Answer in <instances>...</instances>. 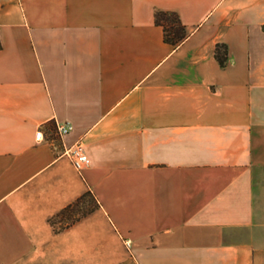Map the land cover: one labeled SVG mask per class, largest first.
<instances>
[{"label": "crops", "instance_id": "crops-1", "mask_svg": "<svg viewBox=\"0 0 264 264\" xmlns=\"http://www.w3.org/2000/svg\"><path fill=\"white\" fill-rule=\"evenodd\" d=\"M0 264H264V0H0Z\"/></svg>", "mask_w": 264, "mask_h": 264}, {"label": "trees", "instance_id": "trees-1", "mask_svg": "<svg viewBox=\"0 0 264 264\" xmlns=\"http://www.w3.org/2000/svg\"><path fill=\"white\" fill-rule=\"evenodd\" d=\"M157 24L162 25L165 32V40L175 46H178L188 36L186 26L182 23L176 12L158 11L155 15ZM216 56L221 65H225L228 60L227 47L219 44L216 49Z\"/></svg>", "mask_w": 264, "mask_h": 264}, {"label": "built area", "instance_id": "built-area-1", "mask_svg": "<svg viewBox=\"0 0 264 264\" xmlns=\"http://www.w3.org/2000/svg\"><path fill=\"white\" fill-rule=\"evenodd\" d=\"M57 129H58V134L62 136V135L69 133L73 129V126L69 123L60 124V125H58ZM36 137L38 140L44 139L42 129H39L37 131ZM65 153L71 158L75 167L79 171L83 170L90 163V159H89V156L87 154L83 140H79L78 142H76L72 146L65 148Z\"/></svg>", "mask_w": 264, "mask_h": 264}, {"label": "rangeland", "instance_id": "rangeland-1", "mask_svg": "<svg viewBox=\"0 0 264 264\" xmlns=\"http://www.w3.org/2000/svg\"><path fill=\"white\" fill-rule=\"evenodd\" d=\"M87 209H88V207H85V208L83 207V209L80 208V212L79 213H83V212L87 211Z\"/></svg>", "mask_w": 264, "mask_h": 264}]
</instances>
